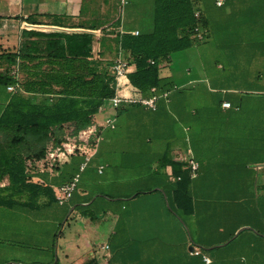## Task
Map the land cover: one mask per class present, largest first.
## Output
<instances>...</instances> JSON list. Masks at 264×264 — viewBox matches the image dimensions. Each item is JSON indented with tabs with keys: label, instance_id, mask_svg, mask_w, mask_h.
<instances>
[{
	"label": "crops",
	"instance_id": "1",
	"mask_svg": "<svg viewBox=\"0 0 264 264\" xmlns=\"http://www.w3.org/2000/svg\"><path fill=\"white\" fill-rule=\"evenodd\" d=\"M129 1L132 3L138 0H128L123 7L119 0H0V51L18 49L21 40L28 38L22 36V27H45L79 32L88 31L94 26L100 32V36L104 35L106 39L114 30L125 32L137 30L135 28L125 30L122 29L120 22L113 23L116 14L119 19H122L124 12L129 8ZM206 36L202 40L196 39L201 42L206 39ZM108 47L101 41L96 46V50L103 51L106 56L112 57L111 63L118 58L117 54L127 62L122 52L110 51ZM179 52H183L185 58L194 62L197 59L194 65L196 64L198 71L200 70L198 53L188 52L187 49ZM127 64L130 66L129 72L133 71L134 65ZM220 66L218 64V68ZM186 69L187 74H190V68ZM11 72L19 76L17 67L13 66ZM160 75L171 74L161 69ZM183 80L186 82L189 78L186 81ZM181 82H175V88L184 83ZM120 93L132 97L149 96L143 95L131 83L127 88H122ZM163 94L167 96L169 93ZM160 96L158 94L154 109L147 108L139 102L126 101L121 103L123 104L121 107V104L116 109L105 106L103 111L95 114L96 122H100L105 116H112L115 126L101 130V139L96 150L80 172L72 195L63 204L57 202L53 186L63 184L73 177L79 170L82 155H72L68 160L53 166L51 170L47 166L42 167L40 159L28 160L27 171L30 180L48 186L53 193V199L43 195L38 198L40 206L36 209L17 203L5 206L7 212L10 215L16 214L17 217L25 218L24 220L28 222L31 221L29 219L31 214L36 215L35 213H41L42 216L56 210L58 216L55 220L65 215L63 225H67V230L64 231L65 234L62 232L58 237L55 255L59 264H84L92 257L96 258L99 264H264V164H262L264 162H259L255 167L240 166L241 160L238 154H233L231 161L216 160V166H223L214 174H219L218 179L225 181L222 185L223 193L227 196V200L231 201L226 204L229 221L225 223L223 220L206 221L207 216L210 217V215L207 211L202 213V208L198 205L200 202L193 199V213H186L183 210L182 219H177L168 210L166 192L170 194L172 184L179 179L178 176L173 175L170 164L161 166L165 177L157 178L150 173L147 179H142L144 164H149L145 168L150 171L152 166L157 167L160 161L164 162L168 156L169 146L172 151L170 158L184 162L187 170L189 163L187 165L185 161L183 152L185 148L186 155L188 156L189 153L197 161L195 176H191L189 165L188 191L190 194L200 186L206 177L205 173H211L209 172L211 167L208 168L201 159H197L187 143L191 141V135H197L191 131L192 124L198 120L199 109L178 107V118L174 119L176 122L174 124L173 118L172 121L167 120L170 115L169 110L160 104ZM227 98L228 95H224L221 102L228 100ZM214 109L220 115L231 117L232 128L237 124V116H245L241 120L260 122L259 128L264 129V107H237L230 103L229 107H223L220 104ZM141 115L147 117L145 123L150 125L152 130L158 129H154V124L158 117L162 118L164 123L161 127H168L163 137L158 135L162 139L155 138V134L154 139L142 138L139 128L146 124L140 120ZM234 121L236 124H233ZM173 125H176L175 129ZM248 137L253 138L251 135ZM234 138L237 139L231 134L229 138L226 135L223 140L230 139L231 146L238 147V143L233 144ZM253 139L258 142H254L255 146L264 148V135ZM146 157H150L149 160H145ZM229 162L233 164H228ZM99 166H102L101 171ZM130 174H134L133 177ZM208 176L216 178L215 175ZM255 179L262 186L255 187V184L250 183ZM91 180L93 183H90ZM191 181L193 182L190 185ZM7 182L5 177L0 182V186L6 185ZM149 182L151 185H146ZM92 188H99V193L91 194ZM137 192L142 193L137 194ZM153 202L161 205V215L156 212ZM258 210L262 212L263 219H253L251 224L241 227L234 236L240 225L239 221L232 220L239 219V212H257ZM2 213L4 212L0 208V216ZM6 223L0 221V236H15L19 233L17 227L6 226ZM211 223L221 227L219 230L221 236L216 232L212 233ZM243 228L247 230L243 232ZM232 232L234 234L225 241ZM105 244L108 245L107 248H104ZM192 246H198L202 252L209 254L211 260L205 262L201 254L192 253ZM7 261L12 260L8 259L4 262Z\"/></svg>",
	"mask_w": 264,
	"mask_h": 264
},
{
	"label": "trees",
	"instance_id": "2",
	"mask_svg": "<svg viewBox=\"0 0 264 264\" xmlns=\"http://www.w3.org/2000/svg\"><path fill=\"white\" fill-rule=\"evenodd\" d=\"M214 1H129L128 11L122 19L116 14L113 23L120 22L125 30L135 28L138 33L114 30L107 39L100 36L94 26L79 32L22 27V36L28 38L21 40L18 49L0 51V182L5 177L8 180L6 185L0 186V208L21 203L36 209L40 206L39 197L47 195L53 199L48 186L30 180L27 161L39 160L50 145H59L65 138L66 129L71 128V132L76 133L93 124L98 106L114 94V79L109 72L112 57L96 50L99 42L109 46L110 51L122 52L127 63L134 65L128 79L143 95L182 91V87L175 88L172 75L161 76L160 71L167 66L172 53L200 44L193 35V28L198 24L207 29L204 41L211 36L219 37L220 49L212 48V51L222 54L229 52V47L224 49L221 45L229 43L227 37L236 32L233 28H243L245 35L255 30L259 34L258 45L253 46L254 51H245L253 52L251 57L262 60L263 64L264 0H225L219 7ZM197 8L199 17L194 16ZM218 64L224 68L217 60L212 62L215 67ZM13 66L17 67L21 78L11 72ZM263 72L261 68L247 77L260 81ZM14 84L17 85L14 90L7 89L8 85ZM152 87L154 91H151ZM238 91L240 93L227 98L232 106L264 107L263 91ZM167 164L171 165L173 175L179 177L172 184L170 194L166 192L168 210L177 219H182L174 206L193 213L188 191L190 176L184 162L166 156L163 166ZM250 182L255 187L262 186L256 179ZM261 213L259 210L240 211L239 215L251 224L253 219H263ZM8 264L18 262L12 260ZM48 264H59L58 258L54 256ZM84 264L99 263L92 257Z\"/></svg>",
	"mask_w": 264,
	"mask_h": 264
},
{
	"label": "rangeland",
	"instance_id": "3",
	"mask_svg": "<svg viewBox=\"0 0 264 264\" xmlns=\"http://www.w3.org/2000/svg\"><path fill=\"white\" fill-rule=\"evenodd\" d=\"M262 28L264 32V26H262ZM233 29H235L236 32L227 37L230 38V41H228L229 43L221 45L224 49L229 47L228 53L222 54L221 52L212 51V48L220 49L218 46L220 44V42H218V36H211L209 40L201 41L200 44L187 49L188 52L191 51L199 54L198 61L201 66L199 71L196 64L194 65L197 59L196 62L189 60L183 56V52L174 53L167 66L162 67L163 72H170V74L174 76L173 78L176 83H178V81H182L181 83H183V79L186 81L189 78L188 81L178 86L179 88L182 87L181 92L172 90L167 96L161 94L160 104L165 106L170 114L167 120L169 119L172 121L173 118L172 122L176 124L174 119L178 118V107L182 108L184 106L187 109H199L198 120L192 124L191 131V133L194 132L197 135H191V141L187 143H189L188 146L193 155H195L197 159H201L208 168L211 167L209 170L211 173H205V179L202 180L197 190L191 191L190 195L193 201L196 200L200 202L198 205L202 208V213L205 211L208 212L210 217L207 216L206 221L211 220V222H220L223 220L225 223L229 221L226 204L231 202L227 200V196L223 193L224 190L222 185L225 181L223 179H218L219 174H214L216 170L223 166H216V160L220 162L231 161L233 154H238L241 160L239 162L240 166L255 167L259 162H264V148L255 146L254 142H257V140L253 139L264 135V129L262 127V129L259 128L260 122H246L241 120L245 118V116H237V124L236 121H234L233 124H236V126L234 125L232 128L230 116L220 115L217 113V110H213V108L220 106V100L224 95L233 96L235 93H240L238 90L258 89L264 92V76L260 81L247 77L251 72L261 68L262 71L264 70V61L262 64V60L260 61L257 58L251 57L253 56V52L248 53L245 51V49L254 51L253 46L258 45L256 38L259 37V34L255 30H252V34L245 35L241 27L240 30L238 27ZM258 32H260V30H258ZM113 51L115 52V50ZM116 56L120 58L119 54ZM214 60L222 63L224 68L213 66L212 62ZM187 67L190 68V74H187ZM19 77L21 78V73H19ZM122 105L123 104H121L120 107ZM140 117V120L146 124L147 117L144 115ZM163 123L162 118L158 117L154 124V129L158 128L157 130H152L151 126L148 124L144 127H140L142 138L154 139L155 134V138L162 139L160 136L163 137L164 131L168 129V127H161ZM257 124L258 126H256ZM173 128L175 129L176 125H173ZM159 134L160 136H158ZM231 134L237 137V139L234 138L232 140L233 144H239L238 147L231 146L232 143H230V139L223 140L226 135H228L229 138ZM249 135L253 138H249ZM170 151L171 147L169 146L167 149L169 158L172 154V151ZM183 152L185 161L188 165L186 148ZM154 155L155 153L152 156L154 157ZM149 158L146 157L145 160H149ZM228 164L233 163L229 162ZM146 165L149 164H144V172L141 174L142 179H147V175L150 173L157 178L165 177L161 168V166L163 167V162L160 161L157 167L152 166V170L150 171L148 168H145ZM130 175L133 177L134 174ZM208 175H215L216 178L209 177ZM192 182L193 181H191L190 185ZM90 183H93L92 180ZM95 185L98 184L95 183ZM146 185L151 184L149 182L146 183ZM112 189L111 187V190ZM91 190V194L94 192L99 193L100 191L99 188H92ZM103 190L107 189L103 188ZM111 190L109 189V191ZM152 205H154L156 212H159L161 215V205L158 204V202H153ZM174 207L179 214H183L182 210L177 206ZM2 208L1 210L4 213L0 216V221L7 222L6 226L17 227L19 233L15 236H0V264L8 259L15 260L21 264H48L52 260V257L56 255L58 237L62 232L65 234L64 231L67 230V225H63L65 215L55 220V217L58 216L56 210H54V212L42 214V216L41 213H35L36 215L31 214L29 218L31 221L28 222V220H24L25 218L17 217L16 214L14 216L10 215L5 206ZM164 220L166 221L165 218ZM232 221H239L240 226L237 230L247 226L248 223V220L246 221L244 217L240 216L239 219H234ZM211 225H213V227H211L212 233L216 232L217 235L221 236L219 231L221 227H218L217 224L214 225L211 223ZM246 230V228L242 229L243 232ZM96 237L98 236L96 235Z\"/></svg>",
	"mask_w": 264,
	"mask_h": 264
},
{
	"label": "built area",
	"instance_id": "4",
	"mask_svg": "<svg viewBox=\"0 0 264 264\" xmlns=\"http://www.w3.org/2000/svg\"><path fill=\"white\" fill-rule=\"evenodd\" d=\"M225 0H215L217 6L223 5ZM120 5L123 7L128 3V0H119ZM194 16H200V10L197 8L194 11ZM132 34H137L138 30L130 31ZM207 29L196 25L193 28V35L198 40L204 39L206 36ZM129 65L127 62L121 58H115L114 61L109 66V72L113 76L114 82V94L107 98L105 102L98 106L97 112L104 110L105 106H109L112 109H116L122 102H139L146 106L147 108H156V100L158 94L153 92L149 96H139L132 97L130 95H124L120 93L122 88H127L130 86L128 79ZM16 84L8 85V90H14ZM155 88L152 87L151 91H154ZM223 107H229L230 102L228 100H223L221 102ZM115 126L114 119L112 116H105L100 122L94 121L93 124H90L76 133L71 132V128L65 130L64 140L56 146L50 145L43 158L39 161L42 163V167H48L50 170L56 164L62 163L69 159L70 156L75 154L82 155V161L79 164V170L73 175V177L60 185L53 186V190L56 196V200L59 204L66 202L72 195L77 182L79 180L80 172L85 168L88 163L89 158L92 156L96 150L97 144L101 139V130L106 127L113 128ZM188 163L191 169V176H195L196 168L198 166L197 161L193 158L192 155L188 153ZM102 166H99V171H101ZM108 245L105 244L104 248H107ZM191 252L194 254H201V258L205 262H209V254L202 252L198 246H193Z\"/></svg>",
	"mask_w": 264,
	"mask_h": 264
},
{
	"label": "water",
	"instance_id": "5",
	"mask_svg": "<svg viewBox=\"0 0 264 264\" xmlns=\"http://www.w3.org/2000/svg\"><path fill=\"white\" fill-rule=\"evenodd\" d=\"M262 164H264V163H262ZM166 204L168 205V202H167V200H166ZM240 231V229H238L236 232H235V234H234V236L238 233ZM193 247V246H192ZM192 249V248H191ZM10 261H7V262H4L3 264H8ZM18 264H21V263H18Z\"/></svg>",
	"mask_w": 264,
	"mask_h": 264
}]
</instances>
